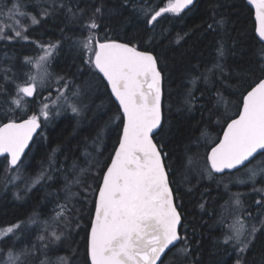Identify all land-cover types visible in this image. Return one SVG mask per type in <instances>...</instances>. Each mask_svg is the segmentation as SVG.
<instances>
[{
    "label": "snow or ice",
    "instance_id": "obj_1",
    "mask_svg": "<svg viewBox=\"0 0 264 264\" xmlns=\"http://www.w3.org/2000/svg\"><path fill=\"white\" fill-rule=\"evenodd\" d=\"M246 3L255 9L254 34L261 45L257 49V68L229 75L227 57L234 54L235 43L231 48L227 46L225 37L229 36V21L222 13L213 12L206 29L218 37L215 57L202 71L199 65L194 66L188 79L191 87L186 89L184 96V107L191 111L199 99L194 94L199 83L207 85L226 77L261 73L239 93L235 117L226 115L231 102L223 92L216 90L217 110L222 105L226 116L222 139L206 154L203 167L199 165L198 152L186 155L184 166V178L189 185L192 177L197 183L206 177L213 180L217 188L223 186L228 199L218 214L217 225L222 228V238L216 244L231 248L232 253L225 252L234 255L233 264H249L250 253L257 249L264 251V0H246ZM30 7L35 11L30 12ZM196 7L197 0H166L158 9L148 5L146 0H120L119 6L112 8L107 0H93L84 7L79 0H0V41L29 42L30 26L58 15L86 29L83 38L63 37L70 40V49L87 69L78 68L79 83L51 71L52 62L61 51L60 41L36 44L38 54L23 57L28 69L23 72V83L17 82L19 77L13 66L4 67L0 62V94L5 96L0 120H6L0 123V157H4L7 165L5 173L16 170L6 185L15 184L19 178L20 168L24 167L21 158L41 128V117L47 122L50 116L60 115L61 109L74 116L83 115L87 107L84 99L97 88V81H106L104 87L110 88V94L118 101L117 115L109 122L118 123V147L109 162L102 161V134L98 133L94 141L96 155L85 151L83 162L73 157L71 164L66 166L58 162L56 152L59 149L53 150L46 157V165L42 162L39 172L30 178L23 195L21 191L13 193L15 199L22 200L37 185L45 188L53 181L60 184L63 196L57 194L53 215L39 220L41 232L37 240L42 255L39 264H69L67 257L50 258L48 249L81 229L79 205L89 208V200L85 264H203L198 241L190 238L187 229L182 227L184 217L178 199L179 186L170 180L166 138L170 135L171 121L164 108L168 69L159 53L139 47L133 42L135 37L123 42L119 37L112 39V29L107 22L108 17L116 16L123 21L119 27H124L130 18L142 17L148 32L154 33L160 17L165 14L180 17L186 10L193 11ZM125 11L128 18H125ZM25 20H30V25L22 23ZM188 36V32L177 34L176 43ZM153 39L154 36H148L147 43L151 44ZM53 81L57 100L52 104L56 111L50 112L49 104L42 102L38 114L32 113L18 122L16 109L27 111L25 98L36 96L38 91L42 93ZM241 82L233 80V83ZM8 83L15 85L14 96L4 88ZM191 151L186 149V152ZM97 176L94 188L91 180ZM232 185H250L251 192L259 195L254 201L258 207L250 210L246 202L248 194L233 191ZM188 191H192L191 186ZM205 203L202 198L199 205L202 210ZM38 219L34 215L27 222L0 229V264H31L37 246H21L18 241L28 225L36 224ZM229 219L231 223H226ZM218 264H225V261L220 260ZM258 264H264V255Z\"/></svg>",
    "mask_w": 264,
    "mask_h": 264
},
{
    "label": "trees",
    "instance_id": "obj_2",
    "mask_svg": "<svg viewBox=\"0 0 264 264\" xmlns=\"http://www.w3.org/2000/svg\"><path fill=\"white\" fill-rule=\"evenodd\" d=\"M92 2L93 0H79L82 7L86 4L90 5ZM107 3L110 8L118 7L120 0H107ZM146 3L158 9L164 6L166 0H146ZM217 5L219 6L217 7ZM234 5H238V7H234ZM28 10L30 12L35 11L31 7ZM213 12L222 13L224 18L229 21L227 25L229 36L225 37L227 46L231 48L235 43L234 54L230 53L227 57L229 75L233 72L247 73L249 68L256 69L259 61L257 49L261 45L256 42L254 34V12L245 0H197L195 10H186V13H182L180 17L169 16L168 14L160 17L154 33L148 32L142 17L130 18V22L124 27H119L123 21L116 16L108 17L107 22L112 29V39L119 37L123 42L124 39L135 37L133 42L139 47H147L154 54L159 53L163 57V64L168 69L164 83V108L171 121L170 135L166 138V150L171 165L170 180L179 186L178 199L184 217L182 227L187 229L190 238L198 241L199 256L203 264H218L220 260L225 261V264H233L234 255L225 252L227 250L228 253H232L231 248L227 245L216 244L222 238V228L217 225L218 214L222 211L221 206L228 199V196L222 185L217 188L216 183L206 177L199 179L198 183L196 178L192 177L191 185H189L184 178V166L186 155L198 152L199 165L203 167L206 154L213 144L221 138L226 127L224 107L221 105L217 110L216 90L219 89L223 92L225 98L231 102L228 105L226 115L235 117L240 101L239 93L244 91L248 83L255 80L261 73L256 71L255 75L236 76L232 79L226 77L223 81L214 80L207 85L199 83L194 93L199 99L191 111L186 110L184 96L186 89L191 87L188 83L189 73L194 71L196 65H199L202 71L206 65L212 63L215 57L218 37L206 29ZM125 18H128L127 11H125ZM24 23L30 25L29 20H25ZM85 31L86 29L82 26L68 23L62 15H58L55 19L49 18L47 21H41L39 25L29 27L28 35L31 42L20 41L18 43H5L6 45L1 42L0 62L4 67L13 66L19 77L17 82H22V68L25 67L22 64L23 57L36 55L38 53L36 44L60 41L61 51L52 62L51 71L69 79H75V82L78 83L81 79L77 72L78 68H84L85 71L87 69L82 64L80 57L75 55L74 50L70 49V40L63 37L83 38L86 35ZM184 32H188L189 36L180 43H176L177 34L182 35ZM148 36L155 37L151 44L147 43ZM5 54L11 58L10 61L6 59ZM95 75L98 76L99 74ZM233 80L242 82L233 83ZM105 84V82L102 83L103 86ZM229 85H231L230 88ZM4 88L7 89L8 93L15 95L14 84H5ZM50 90L52 89L39 92L33 99L27 98V111L22 112L20 109H16L17 120L27 118L32 113H38L40 103H38L37 98L43 100L47 91ZM101 100L96 106L99 105L102 108L96 115L92 114L94 108H90L84 110L81 116H74L69 113L62 114L55 118L49 126L42 123L41 132L22 160L24 167L20 168L21 180L14 187H10L8 183L6 186L11 170L5 173L4 169L7 165L4 158L0 159V229L13 226L17 222H27L28 218L34 215L39 218L36 224L31 225L32 227L28 225V230L18 241L21 246L30 247L33 244L37 246V254L32 259L31 264H39L42 259L39 251L40 242L37 240V236L41 232L39 220L48 219L53 215L57 194L62 197L63 193L59 191L60 184L56 181L51 182L45 188H41L39 185L33 187L31 192L22 200L15 199L13 193L21 191L23 195L26 181L29 182L31 177L36 176L42 162L46 165V157L53 150L59 149L56 152L58 162L65 163L66 166L71 164L73 157L83 162L85 151L96 155L94 141H96L98 133L102 134V161L109 162L110 156L113 155L118 145L119 135L116 130L118 123L109 124V122L117 115L118 106L113 101L108 88L106 95ZM4 102L5 96L0 94V115L3 114ZM232 110H234L233 114H231ZM3 122L6 120H0V123ZM188 148L192 151L186 152ZM214 175L220 176L222 174ZM98 179L99 176L91 180L94 188ZM189 186L192 187V191H188ZM231 187L233 191L247 193L246 202L250 206V210L256 208L254 201L259 198V195L251 192L250 185H232ZM48 193L52 195H48ZM202 198L203 201H206L203 210L199 207ZM88 204L89 208H85L83 204L79 205L81 208V229L69 234L58 245L50 247L48 249L50 258L67 257L69 264H85L84 237L85 229L89 223L87 216L91 200ZM229 222L230 219L226 221V223ZM193 251L196 252L197 249L194 247ZM262 255H264V251L260 249L250 253L249 264H258Z\"/></svg>",
    "mask_w": 264,
    "mask_h": 264
},
{
    "label": "rangeland",
    "instance_id": "obj_3",
    "mask_svg": "<svg viewBox=\"0 0 264 264\" xmlns=\"http://www.w3.org/2000/svg\"><path fill=\"white\" fill-rule=\"evenodd\" d=\"M29 22H30V20H29ZM22 23H24V21H22ZM86 32V31H85ZM79 38H82V37H79ZM1 42H3V41H0V43ZM29 42H31V40L29 41ZM6 42H4L3 44L4 45H6L5 44ZM37 49V52H39V49L38 48H36ZM35 54H36V52H35ZM38 54V53H37ZM36 54V55H37ZM33 56H35V55H33ZM23 65H24V63H22ZM25 66V65H24ZM23 69V72L24 71H27L28 69L26 68V67H23L22 68ZM23 72H22V74H21V79L24 81V79H25V77H24V75H23ZM23 81L22 82H19V83H23ZM79 83V82H78ZM48 89H52V90H50V91H53V92H51L50 93V91H47V95H45V97H44V99L42 100V98H37V100H38V103H42V102H47L48 104H49V111L50 112H54V111H56V107L55 106H53V104H52V101H56L57 100V92H56V85H55V82L53 81L52 82V85L50 86V87H45L44 89H43V91H46V90H48ZM16 90V89H15ZM42 91V92H43ZM37 94H39V91H38V93ZM106 95V88L102 85V83H100L99 81H97V88L91 93V95L89 96V97H86L85 99H84V104H86L87 105V107L84 109V110H89L90 108H94L93 109V112H92V114H94V115H96L98 112H100V110H101V108H102V106H96L100 101H102L101 99L104 97ZM35 96H33V97H31V99H33ZM45 98H48L47 100H45ZM25 99H27V98H25ZM57 103L59 104V103H61V101H57ZM40 106V105H39ZM96 106V107H95ZM234 110H232L231 111V114H233L234 112H233ZM38 113H39V108H38ZM37 113V114H38ZM65 113H69V114H72L70 111H64L63 109H61L60 110V115H58V116H50V118H49V120L47 121V122H45L44 120H43V117H41V122L44 124V125H46V126H49L50 124H52V122L54 121V119L55 118H58V117H60L62 114H65ZM19 167V166H18ZM16 174V170L15 169H12L11 170V175L8 177V179H7V181L9 180V178L10 177H12L13 175H15ZM20 175H19V178L16 180V182H15V184H12V183H8V185L11 187V186H15V185H17L18 184V182L21 180L20 179ZM27 183H30V181L29 182H27L26 181V183L25 184H27ZM7 186V185H6ZM252 193H254V192H252ZM254 194H256V195H258L257 193H254ZM255 195V196H256ZM255 199V198H254ZM255 207H258V206H255ZM254 209V208H253ZM252 209V210H253ZM229 223H231V219H230V222ZM30 227H32L31 225H30Z\"/></svg>",
    "mask_w": 264,
    "mask_h": 264
},
{
    "label": "water",
    "instance_id": "obj_4",
    "mask_svg": "<svg viewBox=\"0 0 264 264\" xmlns=\"http://www.w3.org/2000/svg\"><path fill=\"white\" fill-rule=\"evenodd\" d=\"M245 1H246V0H245ZM249 7H251V9H252L253 12H254V20H255V9H254V7H252V6H249ZM105 83H106V81H105ZM108 90H109V92H110V88H108ZM111 96H112V95H111ZM112 98H113L114 102L116 103V105L118 106V101L115 100V97H114V96H112ZM21 120H22V119H21ZM19 121H20V120H18V122H19ZM225 129H226V127H225ZM225 129H224V130H225ZM41 130H42V123H41V128L37 130L36 134H35V135L33 136V138H32V141L29 143L28 148L25 149V154L27 153V151L29 150V148H30V146L32 145L33 141H34L35 138L38 136V134L41 132ZM222 135H223V133H222ZM220 139H222V136H221ZM117 147H118V145H117ZM117 147H116V148H117ZM25 154H24V156H25ZM113 155H114V153H113ZM24 156L21 158V161L23 160ZM0 158H3V157H0Z\"/></svg>",
    "mask_w": 264,
    "mask_h": 264
},
{
    "label": "flooded vegetation",
    "instance_id": "obj_5",
    "mask_svg": "<svg viewBox=\"0 0 264 264\" xmlns=\"http://www.w3.org/2000/svg\"><path fill=\"white\" fill-rule=\"evenodd\" d=\"M18 42H20V41H18ZM17 41H14V42H12V43H18ZM4 158V157H3ZM3 158H0V159H3ZM22 162V161H21Z\"/></svg>",
    "mask_w": 264,
    "mask_h": 264
}]
</instances>
